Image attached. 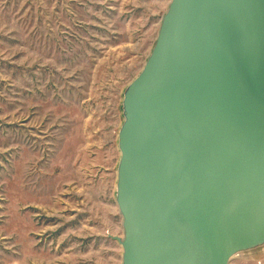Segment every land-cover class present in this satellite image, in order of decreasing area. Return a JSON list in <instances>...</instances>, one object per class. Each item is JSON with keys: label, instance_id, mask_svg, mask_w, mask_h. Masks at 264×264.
Here are the masks:
<instances>
[{"label": "rangeland", "instance_id": "obj_1", "mask_svg": "<svg viewBox=\"0 0 264 264\" xmlns=\"http://www.w3.org/2000/svg\"><path fill=\"white\" fill-rule=\"evenodd\" d=\"M169 3L0 0V264H122L123 92Z\"/></svg>", "mask_w": 264, "mask_h": 264}, {"label": "water", "instance_id": "obj_2", "mask_svg": "<svg viewBox=\"0 0 264 264\" xmlns=\"http://www.w3.org/2000/svg\"><path fill=\"white\" fill-rule=\"evenodd\" d=\"M126 87L122 264H230L264 247V0H169Z\"/></svg>", "mask_w": 264, "mask_h": 264}]
</instances>
